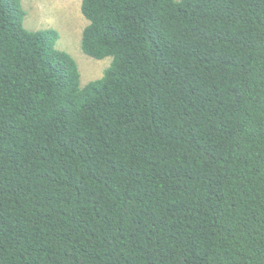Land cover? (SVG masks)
<instances>
[{"label":"trees","instance_id":"trees-1","mask_svg":"<svg viewBox=\"0 0 264 264\" xmlns=\"http://www.w3.org/2000/svg\"><path fill=\"white\" fill-rule=\"evenodd\" d=\"M82 84L0 0V264H264V0H82Z\"/></svg>","mask_w":264,"mask_h":264},{"label":"rangeland","instance_id":"rangeland-1","mask_svg":"<svg viewBox=\"0 0 264 264\" xmlns=\"http://www.w3.org/2000/svg\"><path fill=\"white\" fill-rule=\"evenodd\" d=\"M22 5L28 30L53 28L59 32L57 47L77 61L83 85L103 77L112 59L96 60L84 54L82 38L89 22L82 13V0H22Z\"/></svg>","mask_w":264,"mask_h":264}]
</instances>
